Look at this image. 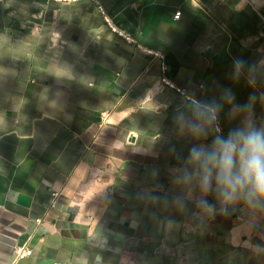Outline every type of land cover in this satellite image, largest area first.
<instances>
[{
  "label": "crops",
  "instance_id": "obj_1",
  "mask_svg": "<svg viewBox=\"0 0 264 264\" xmlns=\"http://www.w3.org/2000/svg\"><path fill=\"white\" fill-rule=\"evenodd\" d=\"M263 15L248 0H0V264L25 242L21 264H264V200L224 202L190 158L264 127Z\"/></svg>",
  "mask_w": 264,
  "mask_h": 264
},
{
  "label": "clouds",
  "instance_id": "obj_2",
  "mask_svg": "<svg viewBox=\"0 0 264 264\" xmlns=\"http://www.w3.org/2000/svg\"><path fill=\"white\" fill-rule=\"evenodd\" d=\"M190 158L202 165L206 181L215 169L224 202H231L238 191L245 192L249 201L264 200V127L246 122L226 138L216 137L210 152L190 153Z\"/></svg>",
  "mask_w": 264,
  "mask_h": 264
},
{
  "label": "built area",
  "instance_id": "obj_3",
  "mask_svg": "<svg viewBox=\"0 0 264 264\" xmlns=\"http://www.w3.org/2000/svg\"><path fill=\"white\" fill-rule=\"evenodd\" d=\"M101 10H102V8H101ZM102 12H103V10H102ZM103 14H104V12H103ZM40 15L41 14H38V17ZM180 15H181V12H177L176 15H175V18H179ZM104 17H105V20H106L107 24L109 25V27L111 28L112 31L117 32L118 34H120L121 36L126 38L128 41H133V39L130 38L129 36H127L126 34H124L121 31H118L117 28H115L111 24V22H110V20H109L107 15L104 14ZM160 81L162 82V84L165 87H167V88H169L171 90H174L178 94L183 96L185 98V100L191 101V102H193L195 104H200L198 99L196 98V96L191 94L189 90L177 86L174 82L168 80L166 77H162ZM203 87H204V83H201L199 85V88H203ZM207 109L209 110V112L211 114V118H212V121H213L214 128H215L216 132L218 134H221L222 133V128H221L220 121H219V118H218V115H217L216 111L213 108H211V107H207ZM54 196L57 197V194H54ZM38 222L40 223L41 220H38ZM32 255H33V248L31 247L29 242H25V243L17 246V248L15 250V255H14V258H13L11 264H21L22 261H24L26 258H28V257H30Z\"/></svg>",
  "mask_w": 264,
  "mask_h": 264
},
{
  "label": "rangeland",
  "instance_id": "obj_4",
  "mask_svg": "<svg viewBox=\"0 0 264 264\" xmlns=\"http://www.w3.org/2000/svg\"><path fill=\"white\" fill-rule=\"evenodd\" d=\"M248 1L251 2L254 6L260 8L264 13V0H248Z\"/></svg>",
  "mask_w": 264,
  "mask_h": 264
}]
</instances>
